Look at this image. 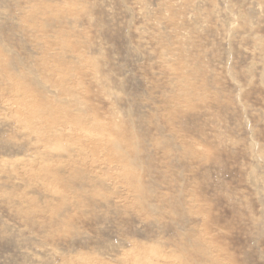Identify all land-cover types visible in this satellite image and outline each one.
Instances as JSON below:
<instances>
[{"label": "rangeland", "instance_id": "374dc122", "mask_svg": "<svg viewBox=\"0 0 264 264\" xmlns=\"http://www.w3.org/2000/svg\"><path fill=\"white\" fill-rule=\"evenodd\" d=\"M0 264H264V0H0Z\"/></svg>", "mask_w": 264, "mask_h": 264}]
</instances>
